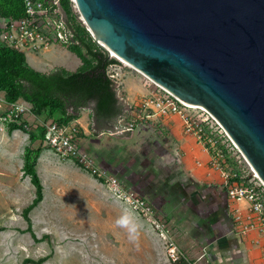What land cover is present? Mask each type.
Segmentation results:
<instances>
[{"label": "crops", "instance_id": "obj_1", "mask_svg": "<svg viewBox=\"0 0 264 264\" xmlns=\"http://www.w3.org/2000/svg\"><path fill=\"white\" fill-rule=\"evenodd\" d=\"M6 21L0 18V35ZM0 45H3L1 38ZM55 46L38 55L30 54L29 59L24 54L27 63L42 73L49 72L55 66L63 67L57 63L44 66L48 56L57 54ZM63 53L75 55L68 49ZM78 64H81L80 60ZM130 81L129 77L123 80V97L126 101L134 96ZM15 102L30 109V104L22 99ZM8 104L0 91V236H13L19 232L30 235L26 231L27 222L22 210L34 198L35 189L29 176L23 175L22 164L24 148L34 147V143L30 142L27 132L9 128V123L1 120L3 109ZM91 107L92 103H89L79 109L73 118L81 129V150L125 189L150 203L175 228V234L183 240L188 257L198 259L201 256L198 262L202 264H263L262 235L254 227L249 229L245 222L241 226L237 224L244 213L243 204L230 198L220 170L210 162L209 151L194 135L184 131L178 115H167L160 119L157 126L161 131L138 124L132 130L120 133L114 131V123L99 122V126L95 127ZM60 118L58 110L45 111L40 116H25L36 136L38 122ZM99 130L109 133L100 135ZM34 169L41 184L42 198L27 213L33 234L36 232L34 213L40 210L41 217L49 215L43 204L47 200L45 183L50 181L53 196H72L70 192L75 191V196L85 200L89 189L87 183H92L99 190L98 203L102 207L119 212L115 204L106 205V196L108 199L113 197L111 201L122 204L124 210H131L126 201L117 198L86 170L58 157L46 147L40 149ZM24 192H29V195ZM52 198V202L56 200ZM20 220H24V226L18 224ZM40 221L41 232L45 233V225ZM0 243L6 244L7 241L2 239Z\"/></svg>", "mask_w": 264, "mask_h": 264}, {"label": "water", "instance_id": "obj_2", "mask_svg": "<svg viewBox=\"0 0 264 264\" xmlns=\"http://www.w3.org/2000/svg\"><path fill=\"white\" fill-rule=\"evenodd\" d=\"M71 1L117 58L203 106L264 184V0Z\"/></svg>", "mask_w": 264, "mask_h": 264}, {"label": "rangeland", "instance_id": "obj_3", "mask_svg": "<svg viewBox=\"0 0 264 264\" xmlns=\"http://www.w3.org/2000/svg\"><path fill=\"white\" fill-rule=\"evenodd\" d=\"M71 11L74 20L64 14V22L68 29L72 31V28L77 24H80V26L84 24L73 2H71ZM43 20L42 28L47 31L45 37H47L49 45L41 49H27L23 53L29 59L30 54L38 55L47 52L52 45H56L54 48H56L57 54L48 56L44 66L47 63H57L63 65L68 71L80 68L77 56L63 53L67 49V45L54 42L50 37L60 23L58 16L50 14ZM46 20H49L50 24ZM86 32L90 36L88 31ZM108 57L116 60L113 63L115 65H108L106 68L107 74H117L114 80L119 83V98L116 97L123 110L130 108L125 114V120H133L136 125H147L161 131L160 126H157V124L164 116H152L147 124L140 123L139 120L143 115H150L151 111L148 109L150 101H154L156 97L162 96L165 92L136 69L116 57ZM126 77L131 78L130 90L134 92V96L129 101H126L123 97V80ZM142 101H148L149 103L140 110L135 106ZM181 108L183 107L181 106ZM183 111L192 122L200 124L206 131V135L214 142L213 148L208 143L205 146L211 155L216 156L220 174L221 171L228 174V186L237 190L252 189L254 197L264 200V187L261 185V180L254 175L251 166L222 126L215 122V118L213 119L201 108H184ZM1 112L2 110H0ZM36 125L38 126V124ZM33 143L34 148L40 146L38 140ZM216 150L220 151L218 156L215 153ZM73 163L80 167L76 162ZM88 173L107 186L106 179H100L91 171H88ZM233 176L235 177L233 178ZM49 183H45L47 200L43 204L49 215L43 218L40 216V210L34 213L36 231L33 234L34 239L25 232H19V234L13 236L11 234L0 236V241L2 239L7 241L6 244L0 243V264H189L191 262L202 264L196 261L197 259L187 256L184 251L183 240L175 234V228L158 214L150 203L135 192L127 189L131 191V210L128 211L141 225L138 238L133 242L129 239L126 230L119 228L115 223L125 210L122 204L111 201L113 197L108 199L105 196V200H108L106 205L115 204V208L119 210L118 213L112 210L109 211L98 203L99 190L92 183H87L89 189L84 198L85 200L80 196H75L77 194L75 191L70 192L72 196H53L51 184ZM107 190L109 189L107 188ZM24 193L29 195V192ZM248 195L249 193L246 191L242 193L240 200H235L231 196L230 198L241 202L244 206L243 218L239 217L237 224L241 226L245 222L249 229L254 227L262 235V260L264 264V230L260 228V224L249 208ZM52 197L56 199L53 202L50 200ZM262 211L264 212V207ZM41 219L42 221H40ZM39 221L43 226L45 225V233L41 232ZM18 224L24 226L25 222L20 220ZM169 243H173L177 247L180 254L183 255L182 259L172 262L168 258Z\"/></svg>", "mask_w": 264, "mask_h": 264}, {"label": "trees", "instance_id": "obj_4", "mask_svg": "<svg viewBox=\"0 0 264 264\" xmlns=\"http://www.w3.org/2000/svg\"><path fill=\"white\" fill-rule=\"evenodd\" d=\"M64 14L74 20L70 0H59ZM24 16L22 0H0V18L16 20ZM84 26V27H83ZM77 24L72 28L74 43L67 49L80 60V68L68 71L62 67H53L49 72L42 73L32 68L26 61L23 52L0 45V91L7 103L22 99L30 104V112L40 116L45 111L58 110L61 113L59 122H66L76 117L79 109L92 103L93 118L98 122L114 123L122 114L123 109L115 95L113 83L108 78L106 68L116 60L109 58L94 40L85 25ZM86 30H85V29ZM89 33L88 36L87 32ZM106 53V54H105ZM9 128H19L28 133L31 143L40 141L43 134L36 136L21 124L9 122ZM40 146L24 148L22 173L28 175L35 189L32 201L22 210L27 222L26 231L34 239L30 228L28 211L42 198L41 184L34 169Z\"/></svg>", "mask_w": 264, "mask_h": 264}, {"label": "built area", "instance_id": "obj_5", "mask_svg": "<svg viewBox=\"0 0 264 264\" xmlns=\"http://www.w3.org/2000/svg\"><path fill=\"white\" fill-rule=\"evenodd\" d=\"M22 3L24 7V16L16 20H7L2 27L3 32L0 35V38L3 45L21 52H24L27 49L34 50L47 47L49 45L47 37H45L47 31L42 28V23L44 21L43 18H47V16L50 14L57 15L60 22L57 25V28L54 29V31L50 35L52 40L61 45H70L74 43V40L72 38V31L68 29L66 23L64 22L65 16L60 7L59 0H22ZM46 22L50 24L49 20H46ZM109 65L115 64L111 63ZM116 75V73L107 74L108 78H110L113 83L115 95L118 96L119 83L114 80V77ZM159 88L162 89L165 94L160 97H156L154 101H150V105L148 106V109H150L151 111L150 115L148 114L141 116L139 122L147 124V121H150L149 119L152 116L157 115L165 117L168 114H176L181 118L185 132L194 135L196 139L204 146V148H206V143H208L213 148L214 142H212L210 140V137L206 135V131L203 129V127L200 124L192 122L189 119V116H187V114L183 111L184 108L189 109L194 107H191L188 104H184L166 89L160 86ZM148 103V101H142L139 104H136L135 107L141 110L143 107L148 105ZM181 106L183 108H181ZM129 109L130 108L124 109L122 114L117 117L116 121L114 122L115 132H127L132 130L136 125L133 120H125V114ZM27 114L33 115L30 112V109L25 105L12 102L3 109L1 120L6 123L14 122L16 124H21L26 130L34 131L31 125H29L25 120V116ZM207 114L214 119V117L210 113L207 112ZM214 120L215 122H217L216 119ZM42 128L44 130L43 134L41 135ZM36 131H38V136L41 135L40 143L43 147L50 149L53 153H55L62 159L76 162L81 168H83L87 172L91 171L100 179H106L107 186L112 191V193L116 197L126 201L131 207V191L125 189L115 177L111 176L105 170L96 166L92 162V160L81 150V129L76 123L73 122V119L66 122H59L58 120H50L48 122L40 121L38 122ZM108 133L109 132L107 131L99 130L100 135ZM215 153L218 156L220 151L216 150ZM210 156L211 164L215 168L219 169L216 156H213L211 154ZM221 177L223 185L227 189L228 195L234 197L235 200H240L242 198V193L246 191L249 193V208L252 211V214L256 218L257 222L260 224V228H263L264 230V212L262 211L264 207V200L254 197V191H252V189L245 188L237 190L233 189L231 186H228V174L224 173L223 171H221ZM234 177L235 176H233V178ZM260 182L264 187L263 182ZM232 184L234 185L235 183ZM167 256L172 262L178 261L179 259L183 258V255L180 254L177 247L173 243H169ZM200 257H198L196 261H198ZM189 264H195V262H191Z\"/></svg>", "mask_w": 264, "mask_h": 264}, {"label": "clouds", "instance_id": "obj_6", "mask_svg": "<svg viewBox=\"0 0 264 264\" xmlns=\"http://www.w3.org/2000/svg\"><path fill=\"white\" fill-rule=\"evenodd\" d=\"M115 223L119 228L126 230L131 241L137 240L141 225L129 211H123Z\"/></svg>", "mask_w": 264, "mask_h": 264}, {"label": "bare ground", "instance_id": "obj_7", "mask_svg": "<svg viewBox=\"0 0 264 264\" xmlns=\"http://www.w3.org/2000/svg\"><path fill=\"white\" fill-rule=\"evenodd\" d=\"M83 24L88 28V30L90 31V33H91V35H92V37L94 38V40L96 41V43L103 49V50H105L106 51V53H107V55L108 56H113V57H116L110 50H108L106 47H105V45L102 43V41L99 39V37L97 36V34L92 30V29H90L84 22H83ZM117 58V57H116ZM117 59H119V58H117ZM119 60H121V59H119ZM122 62H124L125 64H127V65H129V66H131L130 64H128L127 62H125V61H123V60H121ZM132 68H134L133 66H131ZM135 69V68H134ZM138 71V70H137ZM139 72V71H138ZM141 73V72H140ZM142 74V73H141ZM145 76V75H144ZM146 77V76H145ZM148 78V77H147ZM151 80V79H150ZM152 81V80H151ZM154 82V81H153ZM155 83V82H154ZM155 84H157V83H155ZM158 85V84H157ZM160 86V85H159ZM160 87H162V86H160ZM163 88V87H162ZM165 89V88H164ZM168 91V90H167ZM191 107H195V108H201V109H204V110H206L203 106H201V105H190ZM207 111V110H206ZM208 112V111H207ZM209 113V112H208ZM253 170V169H252ZM254 171V170H253ZM254 173H255V176L256 177H258V175L256 174V172L254 171ZM259 178V177H258Z\"/></svg>", "mask_w": 264, "mask_h": 264}]
</instances>
